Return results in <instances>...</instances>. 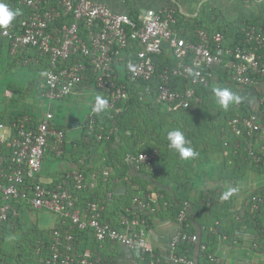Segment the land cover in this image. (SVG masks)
<instances>
[{"label": "built area", "instance_id": "2783aa9c", "mask_svg": "<svg viewBox=\"0 0 264 264\" xmlns=\"http://www.w3.org/2000/svg\"><path fill=\"white\" fill-rule=\"evenodd\" d=\"M4 2L11 9L24 6L29 11L16 17L7 29H0V38L7 42L9 54L15 56L32 49L49 62L41 90V97L46 100L45 111L35 121L36 114H23L7 123L0 121V144L10 149L9 154H0V243L4 225L19 216V204L23 203L53 212L63 223L69 222L64 230H52L44 264H100L91 249L77 245V233L88 230L96 241H111L137 251L145 264H220L218 243L211 240L213 247L209 248L196 232L188 230L189 201L183 202L177 214L166 252L159 253L146 233L145 219L138 212L130 219L122 216L123 227L119 229L102 218L103 206L95 198L85 200L82 210L78 207L79 195L94 188L80 168L82 160L79 168L66 171L52 187L37 180V175L47 151L60 156L65 147L66 130L55 125L53 105L71 95L86 78H91L99 95L107 99V109L114 111L110 115L114 120L130 96L128 83L139 85L141 81L147 85L139 93L140 99L155 95L158 102L173 109H189L199 101L196 89L207 86L218 67L237 85L257 86L264 81L262 26L247 25L242 37L230 47L219 30L210 33L197 28L195 40L179 34L172 8L146 9L141 18L134 19L95 0H56L55 4L48 0ZM81 24L85 39L80 36ZM163 54L169 55L172 63H164L157 76L156 57ZM119 66L123 68V79ZM253 74L259 79L253 78ZM154 79L158 82L155 88L151 84ZM176 79L183 82L181 90L173 86ZM263 100L264 96L258 98V103ZM95 114L92 112L89 118L85 135L100 139L104 128L100 127L101 135L96 134ZM228 126L236 136L248 139L246 151L264 171V137L263 142L255 145L256 137L263 131L259 115H236L229 119ZM158 154L156 149L142 151L126 160L152 168ZM134 202L139 211L149 208V202L143 198H135ZM261 207L264 210V194L252 195L250 212ZM209 232L218 233L217 228ZM184 244L195 245L192 255L188 249H180ZM256 244L255 247L264 249L263 243Z\"/></svg>", "mask_w": 264, "mask_h": 264}, {"label": "crops", "instance_id": "0c3cea01", "mask_svg": "<svg viewBox=\"0 0 264 264\" xmlns=\"http://www.w3.org/2000/svg\"><path fill=\"white\" fill-rule=\"evenodd\" d=\"M48 1L52 3V0ZM95 1L106 5L114 12L128 13L137 18H141L146 9L172 8L177 14L176 19L179 17V20H176L177 24L179 22V25L175 27L176 30L189 39L193 37L197 28L207 31H209L208 28L212 31L218 30V27L225 29V42L230 43L242 33L240 25H234L225 18V14L220 16L221 19L216 17L220 14L216 12L217 8L228 4L230 0L211 4L208 0ZM205 1L207 5L203 8ZM260 24L262 26V23ZM17 56L18 61L24 62L30 59L33 63L32 68L26 69L27 73L24 72L25 75H22L25 78H17V81L13 82L16 84L15 88L17 90L23 88L25 92L28 91L33 95L34 101H37V95L41 98L40 92L44 79L42 71L48 66L47 59L37 56L32 49H25L20 54L10 56L7 42L0 39V66L2 61L8 58L12 59L14 65L13 58ZM119 70L120 78L123 79V68L119 66ZM15 72L8 71L7 75ZM4 78L5 72L0 70V84ZM177 81L178 83L175 82L173 86L181 90L183 82L181 79ZM138 87L134 86L133 89L139 91ZM216 87L231 88L240 97L239 102L231 104L227 110H224L213 98L211 101H204L211 98L212 89ZM253 87L235 84L230 75L218 67L210 83L196 89L199 101L195 102L194 107L190 109L195 110V113L190 111V116L185 111H168L171 108L158 102L155 96L145 97L130 104L120 121L111 117L108 120L106 114L99 115L101 123L98 127L95 125L96 133H100L101 126L104 129L108 128V133L113 138L108 145L106 141L99 142L96 135L91 137L85 135L95 97L99 94L91 78H86L71 95L53 105L62 110L58 119L55 114L57 127L64 128L67 133L72 123L77 121L82 125L83 131L76 137L67 136L64 152L60 157H56L51 150L47 151L37 180L44 185L52 186L66 171L79 168L80 160L85 161L83 171L85 175L86 172L90 173L89 176L86 175V180L90 178L89 182L94 183L91 194L93 198L101 202L104 220L120 229L123 227L122 216L140 213L134 202L135 198H143L149 202V208L145 211L149 220L145 221V228L155 250L159 253L166 252L170 235L176 227L175 202L177 203L181 198H189L191 224L198 235L201 236L205 232L204 227L212 231L220 222L222 224L223 235L226 238L219 234L222 239L218 236L215 241L218 243L220 264H264V249L255 247L260 238L254 223L251 222L250 227L245 224L241 230L237 228L232 230V226L240 222L242 214L247 211L250 197L254 194H264L263 168L250 163L245 155L248 139L236 136L228 126L230 117L238 115L240 111L243 113L244 109L252 106L248 100L252 101L257 109L258 96L264 91V81H260ZM252 89L255 93L254 98L251 97ZM0 96L3 98V91ZM31 108L37 112L33 106ZM31 108L0 101V118L5 117L7 123L16 113L27 110L31 112ZM38 112L41 113L40 110ZM263 118L260 117L261 121ZM154 122V129L156 126L157 132L159 130L158 140L161 142L159 147L155 144L157 136H151V127ZM162 129L164 133L160 132ZM174 129H179L183 134L186 132L184 135L189 141V146L198 155L184 160L180 158L178 152L163 144L166 141L167 132ZM262 129L261 135L256 137L258 142L255 145L263 142L264 122H262ZM161 134H164L162 140H160ZM88 140L93 144H89L90 148L87 151L82 144L83 141ZM105 140L110 139L107 137ZM124 144H127V147L123 146ZM145 145H150L152 150L159 151L158 159L155 160L152 168L142 164L138 166L133 161L126 160L128 156L137 155L138 152L133 154L132 150L143 148L142 151L145 152L147 150ZM123 161L127 162L126 166ZM140 167L143 168L141 173L138 172ZM105 172H108V175H105ZM228 187H235L238 192L228 200H222L221 195ZM86 196H88L86 192L82 194L83 199L80 198L81 201L78 203L81 210L87 200ZM19 209L20 216L9 220L2 229L4 238L1 240L0 248L3 252L7 250V254L14 253L9 257L7 255L6 258L11 259L21 255L23 264H44L42 260L48 251L45 245L48 244V239L52 238V230L55 228L64 230L69 227V222L66 220L63 223L57 214L25 204L20 203ZM227 237L229 239L226 241ZM232 243L237 244L233 246ZM77 245L91 249L100 259V264H145L137 251L111 241H96L89 230L86 233H77ZM28 253L32 254L33 258H30ZM2 263L5 262L1 261L0 264Z\"/></svg>", "mask_w": 264, "mask_h": 264}, {"label": "trees", "instance_id": "16d2710c", "mask_svg": "<svg viewBox=\"0 0 264 264\" xmlns=\"http://www.w3.org/2000/svg\"><path fill=\"white\" fill-rule=\"evenodd\" d=\"M55 2H56V0H52V3L53 4H55ZM15 3H16V1H15ZM20 10L22 11V15H20V16H23V15H26L29 11H28V9L27 8H25L24 6H20ZM177 15V14H176ZM130 16L132 17V18H134V19H138L136 16H132L131 14H130ZM178 20H179V17L177 18ZM249 24H252V25H254L255 26V22L253 23H249ZM176 25H179V22H178V24L176 23L175 24V27H176ZM261 25V24H260ZM191 28H193V27H191ZM262 28H263V30H264V23H262ZM208 30L209 31H211V32H213L211 29H209L208 28ZM218 30L219 31H221L223 34H225L226 33V31H225V29L223 30L222 28H220V27H218ZM238 32V31H237ZM80 36L83 38V39H85L86 38V31H85V29H84V27H83V25L81 24L80 25ZM242 37V33L239 35L238 34V36L235 38V40H233V42L232 43H230L229 41L227 42L226 41V46H230V47H232L234 44H236V42L240 39ZM0 39H2V40H4L3 38H0ZM191 39L192 40H195V38L194 37H191ZM21 53V51L19 52V54ZM41 58H42V56H40ZM167 56H165L164 54L163 55H160V56H157L156 57V67H157V70H156V75L158 76V74H159V72H160V70H161V68H163V64L164 63H172V61L167 57ZM159 59H161V60H159ZM167 59V62H164L165 60ZM48 61V60H47ZM49 62V61H48ZM48 62H47V64H48ZM252 77L253 78H256V79H259V76H257V75H255V74H253L252 75ZM175 82H177L178 83V81H177V79L175 80ZM153 86H154V88L155 87H157V84H158V82H157V80L156 79H154L153 80V82L151 83ZM128 85H129V87H130V89H131V93H130V96H129V98L127 99V101L125 102V104H124V108H125V110H123L122 112H120V113H118L117 114V116L115 117V120H117V121H120L122 118H123V116H124V114H125V112H126V110H127V108H128V106L130 105V104H132V103H134L135 101H139V100H141L140 98H139V93L140 92H142L143 90H144V87L147 85V82L146 81H141L140 83H139V85L138 84H133V83H128ZM134 86H139L138 87V89H139V91H136V90H134L133 88H134ZM252 88H254L253 86H251ZM137 93V94H136ZM155 96V95H154ZM264 96V92H261L260 93V95L258 96V98L260 99L261 97H263ZM144 99V98H143ZM184 110H186V109H184ZM253 112H255V113H257L258 115H260V117L262 116V117H264V100L262 101V103H258V106H257V109H255V110H253L251 107H249L248 109H244V113H242V114H250V113H253ZM114 113V111L113 110H111V109H107L105 112H103V113H100V114H96V125H97V127L100 125V123H101V119L99 118V115H105L106 114V116H107V118H108V120H110V115L111 114H113ZM238 115H240V114H238ZM236 116V115H235ZM37 116H35L34 117V121L35 120H37L38 118H36ZM234 117V116H233ZM15 118V117H14ZM174 118V117H173ZM232 117H230V119H231ZM104 121V120H103ZM105 122V121H104ZM262 122H264V118H263V121ZM153 129H154V126L152 127ZM155 129H156V126H155ZM169 132V131H168ZM167 132V133H168ZM67 137V136H66ZM108 137V139H110V140H105L106 138ZM112 138V135L110 134L109 135V133H108V128L107 129H104V131H102V136H101V138L99 139V142H102V141H106L107 142V144L108 145H110V142L113 140V138ZM159 143H160V141H157L155 144H156V146H160L159 145ZM89 144H93V143H90V140H88V141H83V146L85 147V148H87V151H88V148H90V145ZM163 144H166V146L167 145H169V141L167 140V137H166V141L165 142H163ZM123 146H126L127 147V144H124ZM145 147H146V149L147 150H145V151H151L152 150V147H150V145H145ZM142 150H144L143 148H140V149H136V150H132L131 152H133V154L134 153H137V152H139V151H142ZM10 153V149L9 148H7V147H5L4 145H1L0 144V154H3V155H7V154H9ZM79 158V157H78ZM158 159V158H157ZM84 163H85V161H84ZM123 164L126 166L127 165V162H125V161H123ZM83 166H84V164L80 167L82 170H83ZM142 167H140V169H139V173H141V171H143V168L141 169ZM84 170H85V168H84ZM84 172V171H83ZM86 172V171H85ZM85 174V173H84ZM89 172H86V175H88L89 176ZM64 175V174H63ZM62 175V176H63ZM85 175V176H86ZM61 176V177H62ZM90 179V178H89ZM88 179V181H91V180H89ZM58 182V181H57ZM56 183V182H55ZM53 186V185H52ZM51 185L49 186V187H52ZM93 192V189H90L89 191H87L86 193L88 194V196H86V199L87 200H90V199H93V194H91ZM82 194H85V192L84 193H82ZM82 194H80L79 196H80V198L81 199H83L82 197H81V195ZM81 199H80V201H81ZM79 201V202H80ZM184 201H190L189 200V198H181V199H179V201L176 203L175 202V210H176V213H174V215H175V217H177V214H178V212H179V210L181 209V207H182V204H183V202ZM15 203V202H14ZM21 204H23V203H21ZM18 205V204H17ZM85 206V205H84ZM191 210V209H190ZM145 211H147V209H144L143 211H139L140 213H138L137 215H139V217H141V218H144L145 219V221L147 220V222H148V220H149V217H148V215H147V212H145ZM135 215V213H133L132 215H128L127 216V218H132L133 216ZM19 216H20V214H19ZM18 216V217H19ZM191 216H192V213H191V211H190V218H189V228H188V230L190 231V232H197L196 231V229H195V227L191 224ZM241 221L240 222H237L234 226H232V230H234L235 228H237V229H242L243 228V226L246 224V225H248L247 227H250L249 226V224L251 223V222H253L254 223V226L256 227V231L258 230L259 232H258V235H259V238H260V240L258 239V241L259 242H261V243H263L264 244V236H263V233H264V231H263V227H264V210H263V208L261 207L258 211H256V212H250V205L248 206V209H247V211H245L244 212V214H242V216H241ZM176 220V219H175ZM207 226V225H206ZM216 228H217V234L216 233H214V234H211V235H209V230H207V227H206V230H205V232L204 233H202V235L200 236V241L201 242H205V243H207L208 244V247L209 248H212L213 247V244L212 243H210V241L212 240V241H216L217 240V238H218V236H219V234L220 235H223L224 233H223V230H222V224H221V222L219 223V225L218 226H216ZM204 230V229H203ZM228 236H229V238H230V234H228ZM4 237H1V240L3 239ZM228 237H227V239H226V241L229 239ZM49 240V242H48V244L47 245H45V246H48L49 245V243H50V241H51V238L50 239H48ZM225 240V239H224ZM229 240H231V238L229 239ZM180 249H182V251H184L185 249H188V254L189 255H192V253L194 252V250H195V245H186V244H184V245H182L181 247H180ZM47 255V253L45 254V256ZM28 256L31 258L32 257V254H30V253H28ZM45 256H44V258H45ZM21 255H16V256H14V257H12L11 259H9V258H5L6 260H4L5 261V263H9V264H23V262L21 261ZM33 258V257H32ZM1 261H3V259H2V256L0 255V262ZM43 263H44V261H42Z\"/></svg>", "mask_w": 264, "mask_h": 264}, {"label": "rangeland", "instance_id": "374dc122", "mask_svg": "<svg viewBox=\"0 0 264 264\" xmlns=\"http://www.w3.org/2000/svg\"><path fill=\"white\" fill-rule=\"evenodd\" d=\"M206 1H205V3H203L204 4L203 8H205L206 5H207ZM226 1H228V0H213V1L212 0H210V1L208 0L209 4H211L213 2H226ZM217 9L218 10H216V12L220 13L218 16H216L218 19H221L220 16L221 15L224 16V14H225L226 15L225 18H228V20L230 22H233L234 25H237V26L240 25L241 31L247 29V25H252V24H249V23H252V22L254 23L255 22V26H257V27L260 26L259 23H264V0H235V2H234V0H230V2L228 4H226V5L224 4L223 6L221 5ZM198 11H199V8H198ZM10 56H12V55H10ZM18 58H19L18 56L13 58V59H15L14 60L15 61L14 65H13V61H12L11 58H8V59H5V60L2 61V66H0V70H4L5 78L1 82L2 84H0V95L2 94V91H3V93H4L3 98L4 99L0 96V101H2L5 104H8V103L15 104L16 106H23V105L25 106L26 105V107H29V108H31L33 106V109L37 110V112H35L31 108V112L28 111V110L24 111V112L20 111L19 113L15 114V116H14L15 118H18L20 115H23V114L24 115L28 114V115L34 116L32 114L33 112H34V114H39L40 115V114H42L45 111L46 106H44V103L46 102V100L43 99L42 97L41 98L38 97V95H37V99L38 100L34 101L33 95L31 93H28V91L25 92L23 88H19L21 90H17L15 88L16 84L13 83V82L17 81V78H20V79L21 78H25V77H22V75H25V73H27V72H25V70L28 69L29 67L32 68L31 64L33 62L30 61V59H28L27 61L24 60V62H23V60L18 61ZM164 62H167V59ZM18 63H20V64H18ZM21 64H23V65H21ZM8 71H14V72L16 71V72L14 74H9L10 75L9 76V75H7ZM43 71H44V73H43ZM43 71H42V74H43V78H44L46 69L45 70L43 69ZM9 89H10V91H9ZM252 90L253 91H251V93H252L251 97L254 98V96H255L254 89H252ZM37 94H38V92H37ZM212 98L214 100H216L213 93L211 95V98L204 99V101H206V102L211 101ZM248 102H249V104L251 103L252 109L255 110V107L253 106L252 101L248 100ZM25 103H27V104H25ZM55 104H57V103H55ZM194 104H196V103L193 102L191 108L186 109V110H184V109H173V108L170 107L171 109H169L168 111L176 112V111L180 110V111H185L189 115L190 111L191 112L194 111V113H195V110H190V109H192V107H194ZM39 110H40L41 113L38 112ZM53 110L55 111L54 113L56 114V119H58L60 117V112L62 114V110L57 108V107H55V106L53 107ZM240 112H238V113L242 114ZM10 116L11 115H9V117ZM196 116H197V114H196ZM196 116H193V117H196ZM0 121L3 122V123H6V118L5 117H1ZM154 124H155V122L152 124V127H153ZM152 127H151V131H152L151 136L152 135H154V137L157 136L156 137V139H157L156 141H159L158 140L159 130L157 132V129H153ZM155 132H157L158 135ZM160 132L164 133V129L160 130ZM185 133L186 132H184V134ZM96 134H98V133H96ZM163 135L164 134L160 135V140L163 139ZM245 155L247 156V158L250 161V163H252L255 166L259 167V165H257L256 162L252 158L249 157L248 152H245ZM60 156H56V157H60ZM236 244L237 243H232L233 246L236 245ZM0 252L2 253L1 254L2 259H3L2 262H5L4 260H6L5 258L7 257V255L9 257V256L14 254L13 252L10 253V254H7V250L5 252H3L1 250V248H0ZM2 264H5V263H2Z\"/></svg>", "mask_w": 264, "mask_h": 264}, {"label": "clouds", "instance_id": "9594fccd", "mask_svg": "<svg viewBox=\"0 0 264 264\" xmlns=\"http://www.w3.org/2000/svg\"><path fill=\"white\" fill-rule=\"evenodd\" d=\"M22 15L20 9H11L4 0H0V29H7L12 21ZM217 104L224 110H227L231 104L238 103L240 97L237 96L231 89L224 87H216L212 89ZM108 108V101L102 95H96L92 112L96 114L103 113ZM167 140L169 147L179 153L181 159L187 160L198 155L189 142L186 140L185 135L179 129L171 130L167 133ZM238 189L235 187H228L221 195L222 200H228L231 196L236 194Z\"/></svg>", "mask_w": 264, "mask_h": 264}, {"label": "water", "instance_id": "95a60500", "mask_svg": "<svg viewBox=\"0 0 264 264\" xmlns=\"http://www.w3.org/2000/svg\"><path fill=\"white\" fill-rule=\"evenodd\" d=\"M83 131V127L80 123H78L77 121L73 122L71 125V128L68 129L66 135L68 137H76L79 136Z\"/></svg>", "mask_w": 264, "mask_h": 264}]
</instances>
